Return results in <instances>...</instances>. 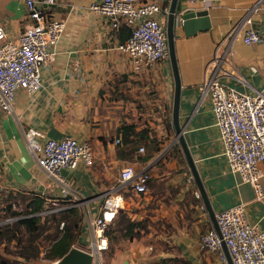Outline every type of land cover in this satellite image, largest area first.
I'll use <instances>...</instances> for the list:
<instances>
[{
  "label": "crops",
  "instance_id": "0c3cea01",
  "mask_svg": "<svg viewBox=\"0 0 264 264\" xmlns=\"http://www.w3.org/2000/svg\"><path fill=\"white\" fill-rule=\"evenodd\" d=\"M93 1L97 0H54L51 5L53 17L64 21L55 58L41 68V89L33 96L17 90L13 111L0 120L2 186L45 199L60 196L58 184L26 146L27 127L41 129L48 137L88 140L94 149L93 165L80 163L61 171L84 199L77 207L85 239L91 208L102 193L116 187L121 168L132 165L150 175L145 193L123 190L128 216L145 219L148 230L116 247L111 264H154L168 257L188 264H222L216 253L198 247V239L213 226L215 213L238 203H244L247 221L264 229V176L263 195L256 198L253 187L229 170L209 97H202L200 86L215 63L226 85L250 93L261 88L264 39L246 44L242 36L249 27L264 33V0H178V10L207 9L211 23L210 29L191 36L175 30L178 134L172 122L174 81L168 56L149 70L133 71L117 48L123 33L88 8ZM166 14L157 15L165 29ZM26 22L23 0H0V24L10 35L18 36ZM178 137L188 150L208 207ZM153 139L159 149L148 156ZM153 245L155 252L146 250Z\"/></svg>",
  "mask_w": 264,
  "mask_h": 264
},
{
  "label": "built area",
  "instance_id": "2783aa9c",
  "mask_svg": "<svg viewBox=\"0 0 264 264\" xmlns=\"http://www.w3.org/2000/svg\"><path fill=\"white\" fill-rule=\"evenodd\" d=\"M53 3L54 0H23L27 22L16 37L0 24V120L13 111L17 90L23 89L33 96L42 87L41 68L54 60V45L64 28V21L51 13ZM88 8L105 17L111 28L123 26L129 30L128 37L117 48L126 55L133 71L149 70L168 56L165 25L157 17L162 11L166 13L167 8L158 1L97 0ZM263 39V31L255 27L247 28L242 36L246 44ZM214 65L201 83L202 97H209L229 170L242 182L249 183L255 197L260 198L263 195L260 180L264 176V83L251 93L236 90L220 80ZM24 136L36 163L58 184L59 197L72 202L60 209L81 204L82 199L61 171L72 170L80 163L93 165L94 149L90 141L69 135L48 137L35 127H27ZM149 179L145 170L136 171L132 165H126L119 172L116 187L104 192L99 213L87 218L86 243L73 245L91 254V264H106L102 260V253L108 249L106 228L118 210L124 208L123 190L145 193ZM215 221L218 229L209 226L200 235V249L216 253L222 264H228L224 243L232 264H264V229L247 221L244 203L218 211ZM59 227H63V221Z\"/></svg>",
  "mask_w": 264,
  "mask_h": 264
},
{
  "label": "trees",
  "instance_id": "16d2710c",
  "mask_svg": "<svg viewBox=\"0 0 264 264\" xmlns=\"http://www.w3.org/2000/svg\"><path fill=\"white\" fill-rule=\"evenodd\" d=\"M119 30L123 33V41L128 37L129 30L123 26ZM158 149L157 140L153 139L148 156ZM22 193L28 194L30 197H24L21 211H14L10 204L6 207L7 212H20L22 216L14 220L12 225H9L11 223H6L0 226V244L14 242V247L17 248L15 251L16 255L23 259H29L37 256L38 245L36 239L47 229L45 224L41 223L40 216L37 214L38 211L43 209L45 196L31 192ZM60 198L64 202H71L65 197ZM61 220L63 221V227L59 231L54 229L47 235L50 238L49 246L46 249V258L48 260H56L61 257L73 245L86 243L83 231V217L79 207L71 206L65 208L62 212ZM147 230L145 219L133 220L125 210L119 209L106 228L108 247L109 239L111 238H138L146 233ZM0 264H12V262L3 254H0ZM154 264H188V262L180 257H168L162 258Z\"/></svg>",
  "mask_w": 264,
  "mask_h": 264
},
{
  "label": "water",
  "instance_id": "95a60500",
  "mask_svg": "<svg viewBox=\"0 0 264 264\" xmlns=\"http://www.w3.org/2000/svg\"><path fill=\"white\" fill-rule=\"evenodd\" d=\"M162 6H167L166 14V39L168 45V58L171 65V71L174 81V93H173V103H172V122L174 126L175 133L178 134L180 127L178 126L177 114H178V104H179V92H180V78L178 73L177 62L175 58V48L174 41L175 38L179 36L175 33V30H182L184 36H191L197 31H205L210 29L211 23L208 16V10L198 9L194 10L188 7L177 9L179 2L178 0H161ZM180 140L182 149L184 151L185 157L188 161L194 179L200 189L201 196L204 200L205 205L208 207V202L204 192L202 191L200 181L197 178L196 172L193 167V163L190 159L188 150L184 142ZM213 219V226L217 228L215 217ZM223 251L225 253L227 263L232 264L230 255L224 243H222ZM92 256L87 251L71 246L69 250L64 253L61 257L54 260L51 264H91Z\"/></svg>",
  "mask_w": 264,
  "mask_h": 264
},
{
  "label": "rangeland",
  "instance_id": "374dc122",
  "mask_svg": "<svg viewBox=\"0 0 264 264\" xmlns=\"http://www.w3.org/2000/svg\"><path fill=\"white\" fill-rule=\"evenodd\" d=\"M3 183L0 180V226L11 223L9 225H12L13 221L20 218L22 214L20 212H7L6 207L8 204L11 205V208L15 211H21L22 205L24 203L23 199L24 197H30L28 194H24L22 192H18L9 188H6L2 186ZM105 194L102 193L100 195L99 201L97 202V205L95 208H91V214L95 215L96 209L98 206V213L102 207L103 200H104ZM45 199L43 204V209L38 211L37 214L40 216L41 223L45 224L46 231H44L40 236L36 239L37 245H38V254L34 258L29 259H23L20 256L16 255V249L14 247V242H9L7 244H0V254H3L5 257H7L12 264H51L54 260H48L46 258V249L49 246L50 238L47 236L48 233L52 232L54 229L58 230L60 229L59 224L62 221L61 215L64 209H60V207L67 205L72 202H64L61 200L60 197L57 199ZM80 199H82L79 196ZM84 201V199H82ZM125 210V208L121 209ZM46 214V215H45ZM45 215V216H44ZM84 231V228H83ZM85 233V232H84ZM130 240L128 238H116V239H109V247L108 250L104 251L102 253V260L106 264L111 261V257H114V252L116 247L123 246L124 244L128 243ZM80 246V245H79ZM146 250H148L150 253L155 252L154 245L149 248L147 247ZM120 260V259H119ZM147 264H153V262H147Z\"/></svg>",
  "mask_w": 264,
  "mask_h": 264
}]
</instances>
